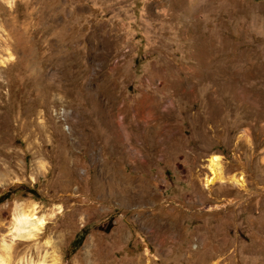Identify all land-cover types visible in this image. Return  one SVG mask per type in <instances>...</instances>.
<instances>
[{"label":"rangeland","instance_id":"obj_1","mask_svg":"<svg viewBox=\"0 0 264 264\" xmlns=\"http://www.w3.org/2000/svg\"><path fill=\"white\" fill-rule=\"evenodd\" d=\"M211 153L245 185L205 188ZM2 239L10 264H264V0H0Z\"/></svg>","mask_w":264,"mask_h":264},{"label":"bare ground","instance_id":"obj_2","mask_svg":"<svg viewBox=\"0 0 264 264\" xmlns=\"http://www.w3.org/2000/svg\"><path fill=\"white\" fill-rule=\"evenodd\" d=\"M243 134H241L242 136ZM222 159L218 153H211L207 157L206 167L209 170L207 175H204V187L210 189L216 182L228 183L235 186H244L245 177L241 173H231L225 175L222 173ZM34 209V208H33ZM15 215V214H14ZM45 223V216L36 217L33 212H26L19 208L11 225V232L15 239H33L42 230ZM12 255V243H7L2 239L0 243V264H10ZM57 259L52 258L49 264H56ZM29 264H43L42 262L34 263L31 259Z\"/></svg>","mask_w":264,"mask_h":264},{"label":"trees","instance_id":"obj_3","mask_svg":"<svg viewBox=\"0 0 264 264\" xmlns=\"http://www.w3.org/2000/svg\"><path fill=\"white\" fill-rule=\"evenodd\" d=\"M33 192V195H35V192L34 191H32Z\"/></svg>","mask_w":264,"mask_h":264}]
</instances>
